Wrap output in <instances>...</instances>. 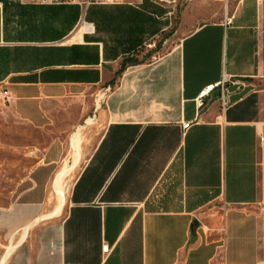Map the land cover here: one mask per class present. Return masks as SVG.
Listing matches in <instances>:
<instances>
[{
  "label": "crops",
  "instance_id": "1",
  "mask_svg": "<svg viewBox=\"0 0 264 264\" xmlns=\"http://www.w3.org/2000/svg\"><path fill=\"white\" fill-rule=\"evenodd\" d=\"M223 74L246 85L199 104ZM1 88L0 144L31 164L0 202V264H264V0H0ZM73 100L102 128L50 214ZM25 126L54 134L9 143Z\"/></svg>",
  "mask_w": 264,
  "mask_h": 264
},
{
  "label": "rangeland",
  "instance_id": "2",
  "mask_svg": "<svg viewBox=\"0 0 264 264\" xmlns=\"http://www.w3.org/2000/svg\"><path fill=\"white\" fill-rule=\"evenodd\" d=\"M83 105L84 103L81 101L73 100L70 106V114L67 113L61 116L56 124L57 130L55 132H61V139L65 150L49 180L50 193L54 200H56L55 205L49 212L50 214H57L61 211L71 181L102 128V122L96 119L93 112L90 114L93 119L90 122L86 120L88 115L81 116ZM78 126H80L81 139L76 137V145L74 144L75 139L73 140L71 135ZM53 134V132L38 131L25 126L21 134L20 132L11 134L9 143L43 146L50 141ZM71 144L76 147L74 151ZM30 148L32 147L24 146L25 150ZM20 149L9 144H0V202H5L8 199L11 190L15 187V183L20 176V172L27 170L31 164V157L24 154Z\"/></svg>",
  "mask_w": 264,
  "mask_h": 264
},
{
  "label": "built area",
  "instance_id": "3",
  "mask_svg": "<svg viewBox=\"0 0 264 264\" xmlns=\"http://www.w3.org/2000/svg\"><path fill=\"white\" fill-rule=\"evenodd\" d=\"M33 1H35L37 3H41V4H51V3H61L64 1H69V0H33ZM117 1H120V0H79V2L85 6L88 4H92V3H113V2H117ZM230 83L239 84L242 86L246 85V83L243 80H241L240 78H234L233 76L223 74L217 81L209 82V83L203 85L199 89V91L196 95V101L199 104H203L206 96L209 95L210 91L215 87H219L220 96L222 98V102L224 103L225 102V100L223 98L224 91L227 89V87ZM9 98H10L9 90L7 88H1L0 89V102H7L9 100ZM189 124H190L189 120H186L183 122L184 127H187Z\"/></svg>",
  "mask_w": 264,
  "mask_h": 264
},
{
  "label": "trees",
  "instance_id": "4",
  "mask_svg": "<svg viewBox=\"0 0 264 264\" xmlns=\"http://www.w3.org/2000/svg\"><path fill=\"white\" fill-rule=\"evenodd\" d=\"M138 62H140V60L137 59V58L134 57V56H126V57H124V58L122 59V63H121L120 68L115 72V76H114V78L112 79V82H114L116 76H117L122 70H124V69L126 68L127 65H129V64H135V63H138Z\"/></svg>",
  "mask_w": 264,
  "mask_h": 264
},
{
  "label": "water",
  "instance_id": "5",
  "mask_svg": "<svg viewBox=\"0 0 264 264\" xmlns=\"http://www.w3.org/2000/svg\"><path fill=\"white\" fill-rule=\"evenodd\" d=\"M199 224V221L197 218H194L191 222V229L193 230L195 226Z\"/></svg>",
  "mask_w": 264,
  "mask_h": 264
}]
</instances>
